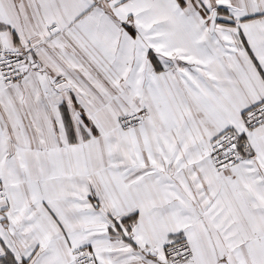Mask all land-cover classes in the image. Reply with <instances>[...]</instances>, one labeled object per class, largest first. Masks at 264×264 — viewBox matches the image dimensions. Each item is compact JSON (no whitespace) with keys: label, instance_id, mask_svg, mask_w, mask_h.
<instances>
[{"label":"snow or ice","instance_id":"1","mask_svg":"<svg viewBox=\"0 0 264 264\" xmlns=\"http://www.w3.org/2000/svg\"><path fill=\"white\" fill-rule=\"evenodd\" d=\"M0 264H264V0H0Z\"/></svg>","mask_w":264,"mask_h":264}]
</instances>
